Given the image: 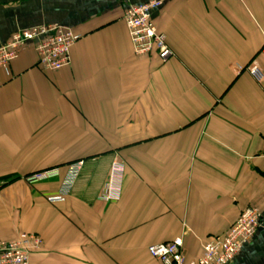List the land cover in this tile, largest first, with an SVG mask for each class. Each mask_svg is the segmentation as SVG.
I'll list each match as a JSON object with an SVG mask.
<instances>
[{
    "label": "crops",
    "instance_id": "1",
    "mask_svg": "<svg viewBox=\"0 0 264 264\" xmlns=\"http://www.w3.org/2000/svg\"><path fill=\"white\" fill-rule=\"evenodd\" d=\"M148 1L0 0V46L42 25L80 36L64 69L32 44L0 69V242L40 236L29 264H161L147 247L178 237L194 260L249 207L263 227L230 264H264V0H161L165 62L135 57L123 22ZM113 158L122 194L104 203Z\"/></svg>",
    "mask_w": 264,
    "mask_h": 264
},
{
    "label": "built area",
    "instance_id": "2",
    "mask_svg": "<svg viewBox=\"0 0 264 264\" xmlns=\"http://www.w3.org/2000/svg\"><path fill=\"white\" fill-rule=\"evenodd\" d=\"M162 5L161 0H150L141 5H129L123 15L135 57H144L156 52L161 62L172 56L165 35L158 32L151 19V13ZM79 35L60 25H42L15 32L11 39L0 46V69L6 70L16 60L20 51L32 44L37 54V67L42 71H59L70 65V51ZM264 60V44L261 50ZM247 70L260 79L258 68L252 64ZM83 161L68 166L60 184L58 195L49 197V202H60L68 195L83 166ZM125 165L118 158L111 160L106 182L98 199L104 203H115L122 194ZM50 173H39L33 181L43 180ZM263 227L262 215L256 208L244 209L230 226L227 233L210 238L202 246V254L194 260H187L183 253V238L178 237L166 243L150 245L148 254L161 264H230L242 247L249 243L256 232ZM43 240L33 233H21L12 242H0V264H29L30 255L41 249Z\"/></svg>",
    "mask_w": 264,
    "mask_h": 264
}]
</instances>
